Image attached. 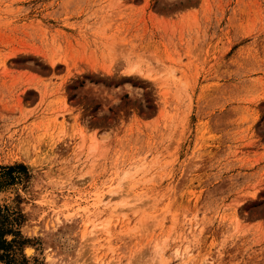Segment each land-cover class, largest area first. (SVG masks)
Instances as JSON below:
<instances>
[{"label": "rangeland", "instance_id": "1", "mask_svg": "<svg viewBox=\"0 0 264 264\" xmlns=\"http://www.w3.org/2000/svg\"><path fill=\"white\" fill-rule=\"evenodd\" d=\"M0 229L10 264H264V0H0Z\"/></svg>", "mask_w": 264, "mask_h": 264}, {"label": "trees", "instance_id": "2", "mask_svg": "<svg viewBox=\"0 0 264 264\" xmlns=\"http://www.w3.org/2000/svg\"><path fill=\"white\" fill-rule=\"evenodd\" d=\"M3 235V230L0 229V237ZM9 244L7 242L0 241V261H3L5 264H10L9 258Z\"/></svg>", "mask_w": 264, "mask_h": 264}, {"label": "bare ground", "instance_id": "3", "mask_svg": "<svg viewBox=\"0 0 264 264\" xmlns=\"http://www.w3.org/2000/svg\"><path fill=\"white\" fill-rule=\"evenodd\" d=\"M28 249H31V248H27V249H26V252H27V253H29V251H32V250H28Z\"/></svg>", "mask_w": 264, "mask_h": 264}]
</instances>
